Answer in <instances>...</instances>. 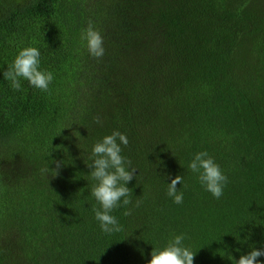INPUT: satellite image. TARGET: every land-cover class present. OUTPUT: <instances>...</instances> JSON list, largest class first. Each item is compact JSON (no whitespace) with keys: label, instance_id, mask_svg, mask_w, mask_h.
Listing matches in <instances>:
<instances>
[{"label":"trees","instance_id":"trees-1","mask_svg":"<svg viewBox=\"0 0 264 264\" xmlns=\"http://www.w3.org/2000/svg\"><path fill=\"white\" fill-rule=\"evenodd\" d=\"M24 47L49 92L4 80ZM114 130L137 170L105 234L84 161ZM200 151L228 177L219 199L188 168ZM181 234L194 264L264 249V0H0V264H147Z\"/></svg>","mask_w":264,"mask_h":264},{"label":"clouds","instance_id":"clouds-1","mask_svg":"<svg viewBox=\"0 0 264 264\" xmlns=\"http://www.w3.org/2000/svg\"><path fill=\"white\" fill-rule=\"evenodd\" d=\"M81 39L86 42L89 55L97 59L103 57V37L91 22L82 31ZM40 55L38 48L24 47L7 66L3 77L4 80L11 83L14 91L21 89V79L43 92L50 91L49 85L53 81L54 75L50 71L40 69ZM94 122L101 123L99 117H94ZM128 144L129 140L126 134L114 130L110 135H105L94 143L88 161H84L85 165L91 169L88 175L94 181L90 188V195L99 205V207L95 205L92 207L94 218L105 234L118 233L123 230L117 217L111 213L121 206L126 207L132 204L129 199L132 190L126 185L136 177L134 174L137 169L132 167L130 159L121 154L123 151L121 145L127 147ZM53 163L56 164L54 170L57 175L63 163L62 161H53ZM188 168L197 174L201 186L214 198L219 199L223 195L228 177L207 151L193 154ZM182 183L183 177L180 175L175 176L168 183L166 194L176 204L183 203V193L178 192L177 188V185ZM136 206H139V201ZM123 214L130 215L131 209H127ZM184 239V234L175 235L164 247L153 248L151 259L147 261V264H194L196 252L184 246ZM261 256H264V249L253 248L248 254L241 255L238 260L232 259L233 264H260L258 257Z\"/></svg>","mask_w":264,"mask_h":264}]
</instances>
